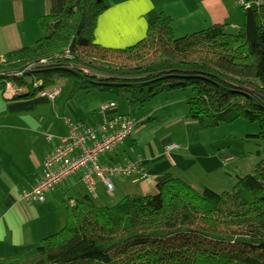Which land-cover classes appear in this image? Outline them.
I'll return each instance as SVG.
<instances>
[{
    "label": "trees",
    "instance_id": "obj_1",
    "mask_svg": "<svg viewBox=\"0 0 264 264\" xmlns=\"http://www.w3.org/2000/svg\"><path fill=\"white\" fill-rule=\"evenodd\" d=\"M109 5L65 0L60 12L40 15L35 43L0 56V88L14 81L16 98L35 96L56 87L58 70L74 78L73 91L124 86L131 106L190 88L186 117L200 129L243 118L258 124L251 135L264 143V7L242 6L236 32L216 23L179 36L171 15L151 10L142 40L108 48L95 42L94 31ZM156 187L113 205L89 193L73 204L66 197L65 225L23 264H264V155L232 190L198 189L171 173Z\"/></svg>",
    "mask_w": 264,
    "mask_h": 264
},
{
    "label": "crops",
    "instance_id": "obj_2",
    "mask_svg": "<svg viewBox=\"0 0 264 264\" xmlns=\"http://www.w3.org/2000/svg\"><path fill=\"white\" fill-rule=\"evenodd\" d=\"M64 2L65 0H0V56L34 44L40 36L37 28L38 17L60 12ZM108 2L110 5L99 16L94 31L95 42L108 48H125L142 40L147 34V14L151 10L164 11L171 15L174 18V27L182 31V35L216 23H227L234 28L244 23V12H241L236 0ZM233 19L235 20L231 21ZM56 88H60V93L54 99L39 94L25 98H16L15 95L10 98L3 93L5 87L0 88V264L30 256L28 243L30 240H38L40 230L36 221L42 217L41 207H37L33 201L23 200L21 195L40 180L46 156L67 133L66 124L64 128L56 131L52 140H48L46 135L43 137L46 144H38L39 137L43 135L42 106L48 102L56 103L63 93L61 87ZM174 101L168 99L167 105H155L150 110H143V106L136 111V117L124 113L126 108L118 106L117 102L114 108L105 113L126 114L141 122H138L122 143L101 154V162L114 164L142 160L146 167V176L134 173L131 176L114 177L112 193L96 177V202L100 198L104 202L109 198L107 202L110 203H113L110 198L119 200L116 190L122 197L127 194H154L157 192V179L165 173L182 177L198 189H214V184L227 183L224 166L227 161L235 160L236 154L209 149L203 143L201 135L204 132L198 128L196 121L186 117L187 111L175 114L176 107L172 106ZM156 112L163 113V128L160 132L152 128V131H148L151 133L150 137L145 138V129L149 130V123H156ZM146 118L149 120L144 122ZM152 118L153 122H149ZM99 122L96 121L95 124ZM173 129L185 137L183 144L175 143L177 141ZM170 144L177 145L169 148ZM57 186L59 188L51 190L62 189L65 198L70 197V200L88 193L82 180V171L71 175L63 184L55 187ZM98 186L103 192H98ZM126 190L129 193H124Z\"/></svg>",
    "mask_w": 264,
    "mask_h": 264
},
{
    "label": "rangeland",
    "instance_id": "obj_3",
    "mask_svg": "<svg viewBox=\"0 0 264 264\" xmlns=\"http://www.w3.org/2000/svg\"><path fill=\"white\" fill-rule=\"evenodd\" d=\"M239 7L241 12H244L242 6L239 5ZM26 11H28V9H26ZM234 20L235 19L231 21ZM238 26L240 27L241 25ZM239 27L234 28L229 24V31L236 32ZM37 28L39 29L38 22ZM175 28L176 27H174V29ZM181 32L182 31L179 29H175L177 36L182 35L180 34ZM52 74L55 77V86L61 87L63 93L56 103L48 102L42 106L41 121L43 123V127L41 131L43 135L42 137H39V145H44V143L46 144L43 137H46L48 134H53L55 136L58 129L64 128L66 126L67 118H72L87 124H95L96 121H100L99 123L103 122L104 116L106 114L100 110V104L106 101L113 100L117 102L118 106L126 108L124 113L136 117V111L142 109L143 106H145L143 110H150L155 105L158 106L165 103L167 105L168 99H171L175 100L172 104V106L176 107V109H174L175 114H181L180 112L182 111H187L188 113L189 104L186 100L195 95V92L190 88L186 90H175L173 92H162L146 99L143 103H138L136 106H131L127 98L128 95H130L129 90H127L124 86L91 84L88 88L73 91V77L65 76L59 70L52 71ZM145 95L146 93L142 94V97ZM164 114L166 116V113ZM155 115H158L156 116V123H149V130L145 129V138L150 137L151 133L148 131H150L152 128L158 129V132H160L161 128H163V113L159 114V112H156ZM148 120L149 118H146L144 122H147ZM153 120L154 119L152 118L149 122H153ZM144 122L142 121L141 124ZM181 126L183 125L181 124ZM198 128L200 129V127ZM173 130L175 133V141H177L175 143L178 145L183 144L185 137L180 136V132L175 131V129ZM200 130L204 132L201 135L203 143L206 144L209 149L223 150L234 153L237 156L235 160L226 162L224 171L227 174V183L223 185L214 184V190L216 191L232 190L237 182L238 177L253 172L258 161L264 155V143L262 141H257L251 135L259 131V126L255 122L253 123L246 119L238 118L233 121H223L216 126ZM182 131H184V128ZM34 135H36V133H34ZM246 163L247 165H245ZM53 188L56 190L55 188L59 187L57 186ZM54 190H51V192L48 191L46 201H44L45 203L35 202L37 207L38 205L41 207L40 210L42 212V217L36 221V226H38V230H40L37 238L38 240H30L28 243V249L31 250H28V255H33L36 253L37 248L42 243V239L52 233L57 232L66 223L65 195L62 189H59L58 191ZM102 190L103 189L98 186V192L101 193L103 192ZM128 191L129 190H126L124 193H129ZM115 193L120 198L122 197L119 195L118 190H116ZM108 200L109 198H107L106 202ZM110 200L113 203H106L102 201V198L97 199V203L101 205H113L118 201H116L114 198H110ZM31 234L33 235V232H31ZM22 259L23 258H21V260H13L11 262L6 261L3 264H23L24 259Z\"/></svg>",
    "mask_w": 264,
    "mask_h": 264
},
{
    "label": "built area",
    "instance_id": "obj_4",
    "mask_svg": "<svg viewBox=\"0 0 264 264\" xmlns=\"http://www.w3.org/2000/svg\"><path fill=\"white\" fill-rule=\"evenodd\" d=\"M236 1L241 6L264 7V0ZM85 71L88 70L85 69ZM17 89L12 82H7L3 93L11 98L16 95ZM59 93L60 88L55 87L43 90L39 95L54 99ZM115 106V101L103 102L100 104V110L107 113ZM138 122L135 118L121 113L105 115L103 122L95 125L67 118V133L46 156L42 177L30 190L24 191L21 198L25 201L44 202L50 189L63 184L71 175L80 171H82L86 190L93 198L98 195L96 177L112 193L114 177L131 176L134 173L146 176V167L142 164V160L114 164L102 163L100 160L101 154L122 143L132 133ZM53 137V134L47 135L48 140H52ZM175 146L170 144L169 148ZM70 202L73 204L74 200Z\"/></svg>",
    "mask_w": 264,
    "mask_h": 264
},
{
    "label": "water",
    "instance_id": "obj_5",
    "mask_svg": "<svg viewBox=\"0 0 264 264\" xmlns=\"http://www.w3.org/2000/svg\"><path fill=\"white\" fill-rule=\"evenodd\" d=\"M77 34H79V31L77 32ZM76 40H77L76 37L72 40V43H71L70 49H69L70 52L76 51ZM20 69H24V68H20Z\"/></svg>",
    "mask_w": 264,
    "mask_h": 264
}]
</instances>
